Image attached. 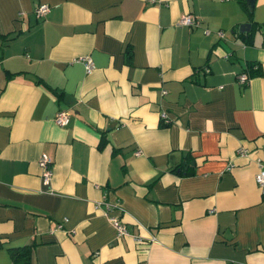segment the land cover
<instances>
[{
	"label": "crops",
	"instance_id": "0c3cea01",
	"mask_svg": "<svg viewBox=\"0 0 264 264\" xmlns=\"http://www.w3.org/2000/svg\"><path fill=\"white\" fill-rule=\"evenodd\" d=\"M243 1L0 0V264H264V0Z\"/></svg>",
	"mask_w": 264,
	"mask_h": 264
},
{
	"label": "built area",
	"instance_id": "2783aa9c",
	"mask_svg": "<svg viewBox=\"0 0 264 264\" xmlns=\"http://www.w3.org/2000/svg\"><path fill=\"white\" fill-rule=\"evenodd\" d=\"M48 10H49V6L47 4L40 3V4L35 5L33 9V13L37 19H40L47 13ZM179 23L184 24V25H195V26L198 25V21L194 19L191 14H185L182 17H180ZM82 59L85 64L86 71H90L93 67L92 59L89 56H85ZM247 79H248L247 75L244 72L237 75V80L239 83H245ZM160 116L164 118V120L166 119L165 113H161ZM53 122L58 126L66 125L69 122L68 113L65 111H58L53 117ZM37 164L41 170L40 175L42 177V182H44L45 184L48 183V181L50 180L51 174H52L50 158L47 155L42 154L38 158ZM255 181L260 187H264V168H261L256 173ZM104 204H105V208L103 209V214L107 216L110 224L112 225L116 233V236L119 238V237H123L127 235L128 231H127L126 225L120 220V218L117 215L112 214L110 212L111 210L117 208L118 205L111 204L109 202H106ZM94 207L96 208L97 204H95Z\"/></svg>",
	"mask_w": 264,
	"mask_h": 264
},
{
	"label": "trees",
	"instance_id": "16d2710c",
	"mask_svg": "<svg viewBox=\"0 0 264 264\" xmlns=\"http://www.w3.org/2000/svg\"><path fill=\"white\" fill-rule=\"evenodd\" d=\"M242 4L245 6L246 3L242 0ZM21 14H22V12L19 13V15H21ZM254 69L256 70L255 67H254ZM251 70L253 71V67L251 68ZM11 75H14V74H9V76H11ZM39 81H41V80H38L37 82H39ZM18 252L19 251H15V250L14 251H11L14 261H17V259L19 258V256L22 257V258H26L27 257V254H25V253H18ZM26 259L29 262V255H28V257Z\"/></svg>",
	"mask_w": 264,
	"mask_h": 264
},
{
	"label": "water",
	"instance_id": "95a60500",
	"mask_svg": "<svg viewBox=\"0 0 264 264\" xmlns=\"http://www.w3.org/2000/svg\"><path fill=\"white\" fill-rule=\"evenodd\" d=\"M246 2L248 3V9L251 10L253 6V0H246ZM249 26L250 24L248 23L241 24L240 31L248 30Z\"/></svg>",
	"mask_w": 264,
	"mask_h": 264
}]
</instances>
